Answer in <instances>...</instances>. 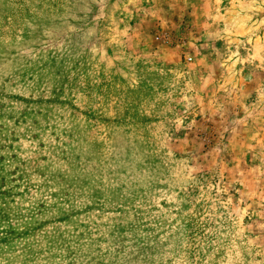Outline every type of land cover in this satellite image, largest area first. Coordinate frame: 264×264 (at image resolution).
Wrapping results in <instances>:
<instances>
[{"label":"rangeland","instance_id":"obj_1","mask_svg":"<svg viewBox=\"0 0 264 264\" xmlns=\"http://www.w3.org/2000/svg\"><path fill=\"white\" fill-rule=\"evenodd\" d=\"M0 264H264V0H0Z\"/></svg>","mask_w":264,"mask_h":264}]
</instances>
